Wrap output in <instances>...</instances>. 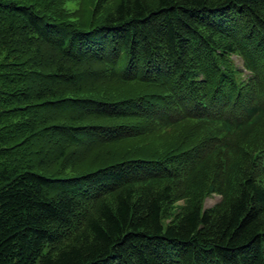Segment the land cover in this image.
Here are the masks:
<instances>
[{
	"label": "trees",
	"instance_id": "1",
	"mask_svg": "<svg viewBox=\"0 0 264 264\" xmlns=\"http://www.w3.org/2000/svg\"><path fill=\"white\" fill-rule=\"evenodd\" d=\"M0 264H264V0H0Z\"/></svg>",
	"mask_w": 264,
	"mask_h": 264
},
{
	"label": "rangeland",
	"instance_id": "2",
	"mask_svg": "<svg viewBox=\"0 0 264 264\" xmlns=\"http://www.w3.org/2000/svg\"><path fill=\"white\" fill-rule=\"evenodd\" d=\"M236 64L240 67V68H243L244 69V62L242 60L241 57H238V56H233ZM221 199V196L218 195V194H213L211 196H208L205 200V207H211L213 206L214 204L218 203ZM182 203V202H181Z\"/></svg>",
	"mask_w": 264,
	"mask_h": 264
}]
</instances>
